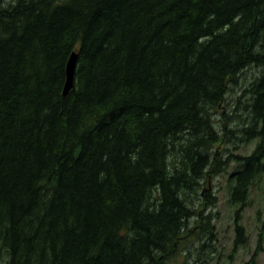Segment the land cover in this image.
Segmentation results:
<instances>
[{"label":"trees","instance_id":"trees-1","mask_svg":"<svg viewBox=\"0 0 264 264\" xmlns=\"http://www.w3.org/2000/svg\"><path fill=\"white\" fill-rule=\"evenodd\" d=\"M253 66L264 0H0V258L167 264L221 168L208 110ZM253 85L238 133L257 143L229 157L238 211L264 173V76Z\"/></svg>","mask_w":264,"mask_h":264},{"label":"rangeland","instance_id":"rangeland-1","mask_svg":"<svg viewBox=\"0 0 264 264\" xmlns=\"http://www.w3.org/2000/svg\"><path fill=\"white\" fill-rule=\"evenodd\" d=\"M263 76L264 69L246 67L226 86L225 101L216 112L208 110L212 131L220 138L214 149L218 151L216 157L221 168L217 176L201 181L199 200L194 205L197 217L192 221L200 228L195 227L187 234L189 238L167 264H264V173L250 187L245 207L238 211L239 207L230 203L233 186L230 174L242 167V162L229 158H245L256 146L257 140L246 141L245 135L238 131L250 124L246 110L254 98L253 84ZM201 196L206 199L202 207ZM236 223L242 228L244 239L237 246L234 245ZM6 261V256L0 258V264Z\"/></svg>","mask_w":264,"mask_h":264},{"label":"water","instance_id":"water-1","mask_svg":"<svg viewBox=\"0 0 264 264\" xmlns=\"http://www.w3.org/2000/svg\"><path fill=\"white\" fill-rule=\"evenodd\" d=\"M74 65H75V57L72 56L67 64V69H66L67 77H66V82L64 86L65 94H67L69 90L72 88Z\"/></svg>","mask_w":264,"mask_h":264},{"label":"bare ground","instance_id":"bare-ground-1","mask_svg":"<svg viewBox=\"0 0 264 264\" xmlns=\"http://www.w3.org/2000/svg\"><path fill=\"white\" fill-rule=\"evenodd\" d=\"M72 56L75 57V65H74V71H73V83H72V88H73V86H74V72H75V68H76L77 55H76V54H71V56L69 57V59H68V61H67V64H68V62H69V60H70V58H71ZM67 64H66V69H67ZM66 69H65V75H66ZM66 77H67V75H66ZM65 82H66V79H65ZM64 86H65V83H64ZM72 88L69 90V92L72 90ZM69 92H68L67 94H65V93H64V88H63V96H64V97H66V96L69 94Z\"/></svg>","mask_w":264,"mask_h":264}]
</instances>
